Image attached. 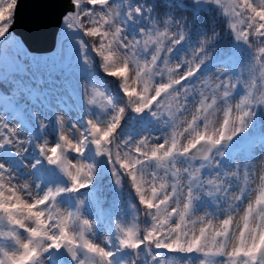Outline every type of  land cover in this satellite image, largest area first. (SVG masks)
<instances>
[{
  "label": "snow or ice",
  "instance_id": "1",
  "mask_svg": "<svg viewBox=\"0 0 264 264\" xmlns=\"http://www.w3.org/2000/svg\"><path fill=\"white\" fill-rule=\"evenodd\" d=\"M71 5L54 50H30L13 31L18 0H0V154L8 149L22 159L34 139H22L4 113L49 106L74 70L69 32L87 38L76 42L89 70L85 104L111 109L106 120L88 118L83 128L56 114V142L36 143L40 159L30 170L46 162L67 187L42 188L0 162V264H181L184 257L183 264H264V120L257 122L264 114V0H191L188 8L179 4V17L169 11L173 0ZM212 10L223 30L214 18L189 43ZM229 35L232 41L220 43ZM184 43L189 47L178 55ZM89 49L119 82L122 106L101 91ZM129 110L149 112L160 134L122 139ZM90 146L111 165L115 185L126 182L138 200L131 220L117 221L99 239L105 197L79 195L97 174L95 163L83 160ZM65 193L75 198L71 209L60 205ZM90 204L95 219L86 214Z\"/></svg>",
  "mask_w": 264,
  "mask_h": 264
},
{
  "label": "rangeland",
  "instance_id": "2",
  "mask_svg": "<svg viewBox=\"0 0 264 264\" xmlns=\"http://www.w3.org/2000/svg\"><path fill=\"white\" fill-rule=\"evenodd\" d=\"M72 7V6H71ZM69 8V7H68ZM69 10L62 15L64 16ZM61 16V17H62ZM60 25H58L57 32L55 34L54 47L56 44L57 36L61 32ZM66 31V30H65ZM76 43V42H74ZM74 46L72 62L75 67V81H76V89L74 93H70L67 95L66 99H62L59 96L57 99L49 98V106L45 107L44 105H30L25 108L19 114L12 112H5V118L7 122L12 126L20 127L21 138H27L28 136L34 137L31 145L28 146V151L25 153L24 157L18 158L14 154V158L10 163H6L5 159L0 156V162H4L6 166L10 167L21 179L32 178L34 182H41L42 188L48 187H56V186H68L67 178L63 176L62 173L59 172L58 169L53 166H48L46 162L39 165L36 169L30 170V166L37 159H40L39 152L37 151L35 145L37 142H43L44 138H47L51 143H55L58 136L57 124H56V114H60L65 116L66 119H69L71 122L78 124L81 128L85 126L86 120L88 118H97L99 117L101 120H106L107 117L111 114V109H108L106 112H102L100 108L96 106H88L85 104L84 95H83V83L88 81L85 68L86 66L80 60V50L79 45ZM73 46V45H72ZM53 47V48H54ZM52 48V49H53ZM54 50V49H53ZM46 53V52H44ZM43 54V53H42ZM101 91H104L101 88ZM105 92V91H104ZM97 103H102V99L97 97ZM113 104L119 106L118 104ZM137 118H141L142 115L151 118L149 122H145L141 130L133 133L132 135H123L121 138H128L135 140L145 134L159 135L161 132L160 125L157 121H155L149 112H145L142 114H133ZM37 116L41 120L44 121L46 127L41 131L40 123L37 120ZM264 120V114L258 113L257 122ZM94 149V147H93ZM95 150V149H94ZM72 159H77L78 157L75 154H70ZM96 156V154H95ZM100 161V169L106 173L107 177L110 178V182L112 187L114 188V193L118 196L121 193L120 188L115 185L114 179L111 175V165L107 163V160L103 157L96 156ZM84 162L87 161L83 158ZM44 168L47 169L45 171ZM42 170V171H41ZM91 189L82 190L81 194L84 195L89 193ZM61 207L65 208H73L75 206V198L71 194H63L60 198ZM131 209H118L116 217L113 219H109L107 221V217L103 219V221L99 224L96 229L97 239L108 235L109 230L115 229V224L117 221H129L131 220ZM90 219H95L97 216L96 209L90 204L89 209L86 213ZM107 222V224H106ZM109 225V227H108ZM181 264L183 261L187 259L186 257L180 258ZM193 261L195 259L193 258Z\"/></svg>",
  "mask_w": 264,
  "mask_h": 264
},
{
  "label": "trees",
  "instance_id": "3",
  "mask_svg": "<svg viewBox=\"0 0 264 264\" xmlns=\"http://www.w3.org/2000/svg\"><path fill=\"white\" fill-rule=\"evenodd\" d=\"M71 1V0H70ZM180 3H183L184 8H188L191 6V0H173V7L169 9V11L173 12L177 17L185 14L184 8H181L179 6ZM63 17V16H62ZM62 17L60 19L59 25L60 28H63L62 24ZM217 20L216 27L217 29L223 30V24L219 20L218 17H216L215 10H212L210 12L205 13L199 21H197V25L194 26L193 31L190 33V40L189 43L194 44L195 40L197 38V28L203 24L205 26H211L213 19ZM58 28V27H57ZM57 32V30H56ZM68 35L71 37V41L69 43V48L71 49V59L73 56V52L75 49L74 46L77 44L74 42H77L82 39H87L83 37V34L81 32H69ZM232 37L229 35L227 37L221 38L220 43H226L228 41H232ZM189 43H184L177 49V53L182 54L183 52L187 51L189 47ZM73 45V46H72ZM47 54V53H43ZM88 56L92 60V68L91 71L94 74L95 80L98 82L99 86L104 89L105 93L109 96V98L119 106H122L126 100L125 97H123V93L120 89L119 82L115 80L114 78L108 77L104 74L100 67V60L98 57L95 56L94 53H92L89 49ZM73 69L75 70V67L73 66ZM68 72L63 77V82L60 83L55 87L54 92L51 94V98L57 99L59 96H61L62 99H66L67 95L70 93H74L76 89V81H75V71ZM88 68L86 66L85 68V74L88 79ZM134 113L130 110L128 111L127 117L125 121L122 124L120 134L121 137L123 135H132L133 133H136L137 131L141 130V127L145 125V122H149L151 118L146 117L145 115H142L141 118H137L133 115ZM5 159L6 163H10L14 158L13 154H10L8 149L3 150L2 154H0ZM87 163H95L97 167V174L93 183V186L90 190L91 191H100L103 193L105 197V212L106 215L104 219L107 217V221L109 219H113L116 217L117 210L118 209H125L132 208L133 205L138 206V200L135 197V194L128 188L127 183L125 182L124 186L121 187V193L117 196L116 193H114V188L112 187V184L110 182V178L107 177L106 173L103 172L100 169V161L95 156V150L93 147H89L86 152L85 156L83 157ZM45 171H47L46 168L43 167ZM42 171V170H41ZM94 208L95 206L92 205ZM107 224V222H106ZM141 226H143L141 224ZM109 227V225H108ZM165 255H170L165 253ZM195 259V257H193Z\"/></svg>",
  "mask_w": 264,
  "mask_h": 264
},
{
  "label": "water",
  "instance_id": "4",
  "mask_svg": "<svg viewBox=\"0 0 264 264\" xmlns=\"http://www.w3.org/2000/svg\"><path fill=\"white\" fill-rule=\"evenodd\" d=\"M71 6L70 0H18L13 31L30 50H51L61 16L67 9L71 11Z\"/></svg>",
  "mask_w": 264,
  "mask_h": 264
}]
</instances>
